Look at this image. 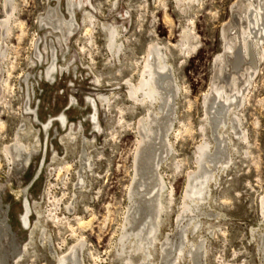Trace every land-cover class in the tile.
<instances>
[{
	"label": "rangeland",
	"instance_id": "374dc122",
	"mask_svg": "<svg viewBox=\"0 0 264 264\" xmlns=\"http://www.w3.org/2000/svg\"><path fill=\"white\" fill-rule=\"evenodd\" d=\"M92 3L95 10L88 9L94 15L91 23H83V14L76 13L80 27L69 38L65 62L62 55L66 50L59 54L60 70L53 83L44 79L46 61L43 66L29 65L31 60H35L34 40L45 34L37 22L48 2L15 0V11L9 12L11 29L3 41L8 48L3 67L8 87L6 91L9 93L0 98V121L5 124L0 129V194L3 207H9L8 217L16 234V244L26 245L29 241L28 232L21 229L18 222L23 190L26 189L29 201L36 202L46 217L51 213V220L54 218L53 223L51 220L45 222V230L58 255L68 254L81 237L90 250L83 254L84 263L115 264L119 261L115 250L119 246L125 218L130 214L129 205L132 204L129 191L134 181L135 155L140 148L137 145L141 134L139 124L148 112L147 106L136 105L127 97L126 86L122 84L128 80L134 86L138 85L146 52L157 43L166 49L167 61L174 68L176 82L182 91L174 97L172 127L169 129L173 155L179 165L176 168L174 160L167 156L161 161L162 165L156 168L168 185L171 202L167 216L161 215L160 231L156 232L157 240L153 243L156 255L152 257L156 264H161L158 255L161 245L169 238L171 244L177 247L182 236L181 227H185L188 230L185 239L182 237L185 243L182 251L184 257L179 258L177 264H264V252L257 234L264 232L261 210L264 199V48L260 56L257 55L251 39L247 63L252 65L254 72L248 69L251 79L243 103L234 111L239 115V123L231 115L232 110L225 117V111L214 106L219 112L216 120L224 116L226 127L234 125L237 132L244 131L246 140L237 139L230 129L228 134L223 129L215 133L219 143L222 141L221 135L226 141V158L222 161L228 163V168L218 171L217 184L212 180L208 184L212 187L209 188L210 197L202 206V213L197 216L201 221L199 229L192 228L187 216L179 217L187 177L193 171L199 173L195 164L198 147L205 139L212 140L206 110L213 116L215 110L210 111V105L213 106L210 99L214 78L219 74L226 82L228 69L224 72V66L227 64H232V70L236 73L241 71V56L236 51L238 44L231 42L228 36L234 33V23L238 21L236 15L243 12L245 1L92 0ZM4 4V0H0V22L7 19ZM49 4L55 3L51 0ZM61 4L65 12L66 0H61ZM127 11L129 15H126ZM262 18L264 20V16ZM263 23L260 28L264 27ZM105 24L123 26L120 44L124 42V52L119 56L111 52L108 46ZM87 28L89 32L86 34ZM186 32L192 34V44L184 40ZM43 39L45 42L48 38ZM262 42L259 45L264 47V38ZM186 44L189 49L185 50ZM229 47L235 50L233 58L229 54ZM41 51L46 57L43 45ZM27 73L34 76L31 82L34 83L36 97L31 105H38L39 119L47 123L50 117L56 118L65 111L68 126L64 129L56 123L48 134L42 132V146L33 154L29 167L24 170L11 165L3 149L11 143L15 129L20 125L17 117L19 107L17 101H13L16 93L22 92L20 85L26 91L23 80ZM41 73L43 79L37 82ZM113 93H117L119 99L111 101V109L109 105L105 108L101 104L98 106L97 118L102 132L95 133L87 119L92 110L87 106L86 99H97L99 94L109 96ZM72 96L76 98L78 106L69 104ZM115 107L123 111L119 112ZM118 123L122 125L121 128L117 127ZM70 127L79 134L77 143L67 144L66 131ZM55 129L58 134H55ZM80 139L93 143L87 147ZM82 155H91L94 163L90 169H86L87 173L82 168ZM218 167L220 164H217ZM79 171L85 180L81 188L77 185L81 180L78 178ZM146 178L144 180L149 181L148 185L156 184L155 180ZM218 180L222 181L219 183ZM69 203L73 206L71 213L66 209ZM141 216L145 217L144 214ZM2 218L0 211V221ZM29 219L33 225L37 221L34 211L29 214ZM79 220L89 223L84 225L86 227L78 226ZM35 240L37 243V236ZM200 243L197 252H194L192 245ZM16 244L9 236H0V254L5 255V264H15L12 258L19 250ZM36 249L38 252L31 257L23 256L20 263L56 264L48 249L39 244H36ZM172 250L168 260L174 254ZM186 250L195 254L193 260Z\"/></svg>",
	"mask_w": 264,
	"mask_h": 264
},
{
	"label": "bare ground",
	"instance_id": "6f19581e",
	"mask_svg": "<svg viewBox=\"0 0 264 264\" xmlns=\"http://www.w3.org/2000/svg\"><path fill=\"white\" fill-rule=\"evenodd\" d=\"M50 1L51 0H45L46 3L48 2V5L44 9L43 14H40V17L38 18V27H40L39 29L44 31L45 34L44 36H37L34 40L33 49L35 60H31L29 65L30 67H35L37 64L43 66V62L46 61L47 68H45L44 79L47 82L53 83V81L56 80V75L60 70V66L58 65L59 54L62 55L64 49L66 50L65 54L62 55V61L65 62V55H67L66 53H68L69 50V38L70 36H73L74 31L78 30L80 27L76 18V13L79 12L81 15L83 14L81 17L83 23H91L93 21L94 15L89 12L88 9L91 8L95 10V8L93 6L92 0H66L64 12V8L62 9L63 6L61 4V0H53L55 3L54 5H50ZM244 1L246 5L243 7V12L236 15L238 17V21L234 23V28L232 30L234 33L233 35L229 34L228 36L231 42L238 44V49L236 51H239V55L241 56L242 67L240 66L241 68L239 69L241 71L236 73V71L232 70V64L225 65L224 72H227L225 69H228L227 80L225 82L221 79L222 77L220 78L219 74L218 76L216 75L217 77L214 78L212 84L213 90L210 99L213 103L212 107L210 105V111L213 109L215 110L217 107L214 108V106L217 105L221 110L225 111L224 116L227 117L229 110H232L231 115L238 123L240 121L238 119L239 115H237L234 111L237 110L239 104L243 103L242 99L246 89L248 88L249 78L251 77V74L248 73V69H251L252 73L254 72L252 65L247 63V55L249 48L251 47L249 39H251L252 42L254 41L253 46H255L254 49L256 48L257 55L260 56V53L264 51V47L259 45V43H263L262 41L264 38V27L260 28L262 21L264 22L262 18L264 16V0ZM4 2L5 11L7 12V19L3 22H0V98L6 96L9 93L6 91L8 87L7 80L4 77L5 70L3 67V59L7 55L8 48L7 44L4 45L5 42L3 41L8 36L9 29H11V16L9 15V12L10 10L15 11V0H4ZM126 15H129L128 11L126 12ZM121 17H123V15H121ZM104 28L108 32L107 43L111 52L119 56L122 54L121 52H124V42L120 44L121 33L123 35V26H109V24H105ZM88 32V28L85 29V33L87 34ZM191 35V33L186 32L184 35V40L188 43L191 42L192 44L194 38ZM43 38L48 39H46L44 42ZM126 41L129 42L128 39ZM42 45L47 58L41 51ZM188 46L189 45L186 44L184 49L186 50ZM228 49L231 58H233L235 56V50L232 47H229ZM165 50L166 49L162 48L157 43L151 45L144 57L138 85L134 86L128 80L122 84L126 86L127 97L136 105L140 104L142 106H147L148 112L144 118L142 117V120H140L139 124L141 134H139L137 145L140 148L135 155L134 181L131 186V190L129 191V199H131L132 204L129 205L128 213L130 214H128L125 218V225L122 227L123 230L121 231V237L118 243L119 246H117L115 250L116 256L119 259V261H117L115 264H143L145 261L147 262L146 264H156V260H154L152 257V255L156 253V247L154 248L153 243L157 240L156 232L160 231L158 227L160 221L163 219V216L161 215L168 214V211L170 210L169 205L171 201L169 197L170 195L168 194L169 188L162 175L157 173L156 168L160 166L161 161H163L164 158H167V156H169V159L174 160V165L176 168L179 165L177 161L178 159H175L176 156L173 155L174 149L171 140H169V129L172 127L171 123L173 119L172 115L174 113V97L176 96L177 92L182 90H180L181 88L176 82L174 68L167 61V54ZM222 61L225 63L224 59H222ZM221 74L222 73H220V75ZM32 78H34V76L31 73H27L23 80L26 91H23V88L20 85V90H22V92L19 91L16 93L17 96L13 102L17 101V106L19 107L17 117L20 125H18L15 129L11 143L3 149V153H5V156L11 165L18 169L19 167H22L24 170L25 168L29 167L33 154L38 152L37 150H39L42 146V132L44 135L48 134L49 129L52 128L56 123H58L61 128L64 129H66L68 126V119L65 111H63L56 118L50 117L47 123L42 122L39 119L37 110L38 105L35 104L34 107L31 105L32 99L36 97L34 83L31 82ZM42 79L43 76L41 73L36 81L38 82ZM11 94H14V92H11ZM110 95L108 96L99 94L97 99L89 98L87 96L88 98L86 99V104L92 110V113L89 114L87 119L90 121L95 133L102 132V127L99 124L100 121H98L97 118L99 104L105 108L106 105L110 106L111 101L114 100V98H117V100L119 99L117 93H113L111 96ZM210 100H208L205 104L206 107ZM220 103H222L223 106ZM69 104L71 106H78V102L73 96L71 97ZM117 110L121 112L122 109L118 108ZM218 114V110H215L213 116H211L209 111L206 110L207 123L210 130H212V140L205 139L202 144H200L198 147V154L196 153L197 158L195 161L196 170L198 169L197 171L199 173L193 171L187 177V186L184 192V200L181 208L182 213L179 217L182 218L187 216L193 229H197L199 227L201 221L197 219V216L202 213V206L204 202L207 201L206 198L210 197L209 188L212 186L211 184L208 185L209 182L212 180V183L215 182L217 184L218 171L224 167L226 168L228 164L227 162L224 163L222 161L226 158V141L221 135L222 141L219 143L217 138L214 136L215 133L220 129H223L224 131L226 130L227 133L228 129H230L232 134L236 136L237 139L241 141L246 140V134L244 131H242V133L237 132L234 125H232L230 128L226 127L227 122L224 116L223 119L220 118L221 120L217 121L216 115ZM4 126L5 124L0 121V129H3ZM117 127L121 128L122 125L118 123ZM66 132H68L67 144L72 142L77 143V139L80 137L78 136L79 134L76 133L75 129L70 127ZM55 134H58L57 129H55ZM80 141L83 145H87V147H90L93 143L87 139H80ZM233 146H236L235 143ZM56 156L57 155H55V157ZM84 157L85 156L82 155L80 159L83 166V171L84 173H87L86 169H90L91 165L94 163H92L93 161L91 155H88V157L86 156L87 159ZM171 164L172 163H170V165ZM217 164H220V168H217ZM67 166L68 164L65 165V169H67ZM153 174L156 175L152 177ZM78 178L81 180L77 185H80L81 188L84 186L85 180H83L84 177L80 171ZM145 178L150 181L152 179L155 180L156 184L148 185L149 181L147 182L144 180ZM26 193V189H24L23 198L21 199L22 211L18 215V222L21 229H25L29 234V241L26 245H22L21 243L19 245L16 244V234L12 231V226L8 217L9 207H3L0 194V211L3 213V218L0 221V234L4 237L9 236L12 242L16 244V247L19 249L15 252V256L12 258V263L15 262V264H21L20 262L23 256H33L35 252H38L37 249H39V246L36 249V244H39L40 246H43L44 249L46 248L49 250V254L55 259L56 264H86V262L84 263L85 260L83 259V254L85 251L87 252L90 250L87 246H85V239L81 237L75 241L74 246L69 249L68 254H65V256L64 254H57L56 249H53V244L49 238L50 235L47 234L45 230V222L51 220V213L48 215V217H46L45 212L41 210V207H39L36 202L31 203L29 201ZM142 207L144 208L141 210L140 208ZM72 208V203H69L66 209L71 213L73 210ZM261 210L264 219V199L261 203ZM32 211L35 212L37 217V221H35L34 225L29 219V214L32 213ZM141 214H144L145 217L141 216ZM51 222H54V218H52ZM88 223V221L79 220L77 225L84 226ZM209 226L212 227L213 225ZM181 228L182 236L180 237V242L177 247L171 244L169 238H166L165 242H163L161 245V252L158 253V255L161 257V264H177L176 261H178L179 258L184 257L182 255V251L184 249L185 243L183 242L182 237L185 239V233L188 228ZM257 234L258 239L261 240L260 247L264 252V232H258ZM36 236L38 238L37 243L35 240ZM200 245L201 243L199 245H192L193 248L195 247L194 252H197V249L200 247ZM1 247L3 246L1 245ZM54 248L56 247L54 246ZM171 249H174L172 250V252L174 251V254L172 258L168 260V257L171 255ZM187 255L191 256V259L193 260L195 254L192 253L191 250H188ZM4 257L5 255L0 254V264H5L3 261Z\"/></svg>",
	"mask_w": 264,
	"mask_h": 264
}]
</instances>
